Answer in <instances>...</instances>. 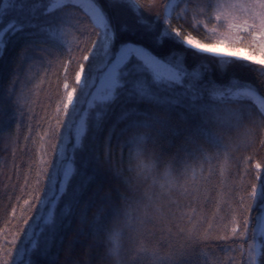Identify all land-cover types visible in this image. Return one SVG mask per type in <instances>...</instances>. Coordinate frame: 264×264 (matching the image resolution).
Instances as JSON below:
<instances>
[{
	"label": "trees",
	"instance_id": "trees-1",
	"mask_svg": "<svg viewBox=\"0 0 264 264\" xmlns=\"http://www.w3.org/2000/svg\"><path fill=\"white\" fill-rule=\"evenodd\" d=\"M168 2L138 0L141 15L154 25L155 32L164 27H175L184 35L191 33L201 41L209 40L207 30L202 25H193L190 13L187 17L180 15L185 10L184 4L173 9L170 26L165 25L164 6ZM101 3L110 17H118L119 21L143 30L144 26L136 24L137 16L130 6L121 4L110 7L105 0H101ZM70 10L81 22L80 31L68 37L71 52L41 41L35 47L42 51L32 52L36 60L25 63L23 53L26 49L31 51L30 42L17 33L11 37V43L0 58V97H4L9 89L14 93L8 97L4 115L0 116V230L6 226L9 231L24 227L25 232L17 242V248L21 246L28 226L22 224L23 217L17 223L12 210L16 208L19 215L24 199H28L29 195L34 198L37 188H47L46 178L40 184L36 183L37 172L45 151L46 159L53 163L56 160L52 149L53 144L59 146L52 131L56 123V106L63 97L64 83L69 84V90L76 86L75 74L79 70V63L83 62V51L77 48L86 51L95 39L84 12ZM14 17V13L7 15L4 23ZM139 31L136 35H121L115 42L117 47L126 40L144 43L137 40ZM148 47L153 55L161 59L173 51H183L171 42L158 48ZM193 52L185 53L184 63L189 72L198 65H208L206 70L202 69L203 77L195 85L203 101L207 99L208 89L212 85L227 86L233 79L251 85L264 98V69L260 65L232 58L233 63L221 68L215 58L206 54L193 55ZM66 62L67 71L64 68ZM84 63L87 74L91 57ZM188 83L186 79L185 85ZM185 90L184 86H176L171 92L157 89L161 96H173ZM17 96L21 97L22 114L14 116ZM243 102L259 113L253 102ZM125 112L133 115L121 119ZM156 113L168 115L166 127L156 142V150L161 159L171 161L174 186L160 194L156 202L159 211L158 218L149 225L151 239L158 242L163 250L175 254V264H247V257L241 255L240 250L241 243L247 247V240H221L219 237L230 233V220L234 214L232 209H239V196L255 181L254 165L257 162L262 165L261 175L264 179V143H261L264 137L257 131L254 142L244 148L227 154L215 151L205 153L193 143L186 142V136L197 122L196 116L187 107L136 101L123 92L107 106L99 127L90 118L82 147L73 154V159L77 173H84L85 179H91L81 186V177L77 174L69 182V187L57 204L55 231L42 234V238L45 235L51 237L50 246L45 251L43 244L38 242L30 256L31 264H102L104 246L100 242L98 210L102 206L108 208L103 217L107 222L111 206L119 205L122 199L132 195L136 181L130 169L131 149L125 143V137L129 128ZM46 131L48 136L41 141ZM63 131L61 128V133ZM222 169L225 170L223 175ZM77 189L80 191L72 200L71 196ZM65 205H71L70 212L61 219L60 212ZM36 208L37 211L31 213L33 219L29 225L35 222L39 205ZM251 215H256L255 209ZM251 223L250 216V229Z\"/></svg>",
	"mask_w": 264,
	"mask_h": 264
},
{
	"label": "snow or ice",
	"instance_id": "snow-or-ice-1",
	"mask_svg": "<svg viewBox=\"0 0 264 264\" xmlns=\"http://www.w3.org/2000/svg\"><path fill=\"white\" fill-rule=\"evenodd\" d=\"M105 2L110 7L121 4L130 6L137 16L136 24L144 26L143 30L139 31L135 26L119 21L118 17H110L101 0H0V58L4 56L6 46L11 43V37L17 33L30 42L31 51L26 49L23 53L25 63L36 60L32 52L42 51L35 47L41 41L71 52L68 37L80 31L81 22L70 9L82 10L95 33V39L86 51L77 48L83 51V62L79 63V70L75 74L76 86L69 90V84L65 82L63 97L56 106V123L52 130L59 142L58 147L57 144L52 145L56 160L53 163L46 159L45 151L37 172L36 183L40 184L46 178L47 188H37L34 198L29 195L28 199H24L19 215L17 209L13 208L16 222L20 223L23 217L22 224L28 228L19 248L17 242L25 232L23 226L15 231H9L7 226L0 230V264H31L30 256L38 242L47 251L51 237L45 235L42 238V234L55 231L57 204L69 187V182L77 174L81 177V186L91 179H85L84 173H77L73 154L82 147L90 118L99 127L103 112L119 94L123 92L129 99L156 105H183L196 116L203 107V97L195 85L203 77L202 69L206 70L208 65H198L189 72L184 63L185 53L194 50L193 55L206 54L215 58L221 68L233 63L232 58H235L260 65L264 69V0H169L165 4V25L170 26L169 17L173 9L184 4L185 10L180 15L187 17L190 13L193 25H202L207 30L208 41H201L191 33L184 35L175 27H164L155 32L154 25L149 24L141 15L138 0ZM13 13L15 17L5 24V17ZM138 31L137 40L144 43L126 40L121 41L117 47L115 42L121 35H136ZM166 42L180 46L183 51H173L161 59L149 50L148 45L158 48ZM90 57L89 70L85 74L84 62H88ZM130 61L133 62L131 67ZM67 67L66 62L65 71ZM186 79L189 81L187 85ZM176 86H184L186 90L173 96H161L157 91L171 92ZM13 94L9 89L4 97H0V116L4 115L7 99ZM226 96L233 100L251 101L258 106L259 113L264 115V98L257 95L251 85L233 79L227 86L214 84L208 89V97L222 99ZM20 99L17 96L14 116L22 114ZM93 110H96L94 117L91 115ZM130 115L133 113L125 112L120 118L126 119ZM152 123L159 121L153 120ZM143 126L149 127L151 123L145 120ZM161 126L166 127V124ZM61 128L64 129L63 133ZM46 136L47 131L41 141ZM254 168L255 181L239 196V209H232L234 214L230 220V233L221 235L219 239L247 240L246 248L243 243L240 244L241 255H246L247 264H264V179L261 163H255ZM224 171L221 170L222 175ZM79 191L77 189L72 194V200H75ZM37 205L39 209L35 222L29 225L33 219L31 213L37 211ZM70 208L71 205H65L60 212L61 219L69 214ZM253 209L256 211L254 216L251 215ZM161 264H175V257L164 259Z\"/></svg>",
	"mask_w": 264,
	"mask_h": 264
},
{
	"label": "clouds",
	"instance_id": "clouds-1",
	"mask_svg": "<svg viewBox=\"0 0 264 264\" xmlns=\"http://www.w3.org/2000/svg\"><path fill=\"white\" fill-rule=\"evenodd\" d=\"M202 104L196 113V125L186 136V142L193 143L201 151L227 154L253 143L257 131L264 137V115L243 100L207 97ZM145 120L151 126H143ZM153 120L159 123H152ZM167 121L166 113H156L127 131L125 143L131 149L130 169L136 182L131 196L111 206L107 222L103 217L108 208L102 206L98 210L100 242L104 246L102 264H161L162 260L175 257L151 239L149 227L158 218L156 202L160 194L174 186L171 161L161 159L156 150V142L164 128L161 125Z\"/></svg>",
	"mask_w": 264,
	"mask_h": 264
},
{
	"label": "rangeland",
	"instance_id": "rangeland-1",
	"mask_svg": "<svg viewBox=\"0 0 264 264\" xmlns=\"http://www.w3.org/2000/svg\"><path fill=\"white\" fill-rule=\"evenodd\" d=\"M171 14H172V13H171ZM170 17H171V15H170ZM170 17H169V18H170ZM234 59H235V58H234ZM248 62H249V61H248ZM130 63H131V61H130ZM129 65H130V64H129ZM174 89H175V88H174ZM257 95H258V94H257ZM261 98H262V97H261ZM256 107L258 108V106H256ZM258 109H259V108H258Z\"/></svg>",
	"mask_w": 264,
	"mask_h": 264
}]
</instances>
